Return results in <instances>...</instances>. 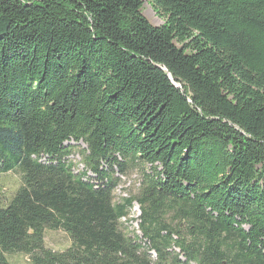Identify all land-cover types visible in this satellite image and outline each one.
I'll return each instance as SVG.
<instances>
[{
    "label": "trees",
    "instance_id": "obj_1",
    "mask_svg": "<svg viewBox=\"0 0 264 264\" xmlns=\"http://www.w3.org/2000/svg\"><path fill=\"white\" fill-rule=\"evenodd\" d=\"M13 172L0 264H264V0H0Z\"/></svg>",
    "mask_w": 264,
    "mask_h": 264
},
{
    "label": "rangeland",
    "instance_id": "obj_2",
    "mask_svg": "<svg viewBox=\"0 0 264 264\" xmlns=\"http://www.w3.org/2000/svg\"><path fill=\"white\" fill-rule=\"evenodd\" d=\"M141 14L152 26L157 27L162 25L164 22V20L157 14L151 4L146 1L142 4ZM83 147V145L80 146V148ZM80 148L75 147L72 156H70V160H72L73 164H75L79 170L81 169V165L78 163L80 160V156L77 153L80 151ZM119 178L120 181L115 192V200L118 201L122 197L135 195L137 192L138 184L140 182V174L138 169H128L126 173ZM20 185L21 180L18 173L13 172L0 174V206H4L7 204L9 199L20 187ZM132 211L133 216L138 217V208L135 205ZM133 226L134 228H136L135 222H133ZM44 245L46 248H49L53 251H63L70 247L71 242L68 236L62 231L47 230L45 232ZM8 261L10 264H30L28 257L22 254L10 255L8 256Z\"/></svg>",
    "mask_w": 264,
    "mask_h": 264
}]
</instances>
